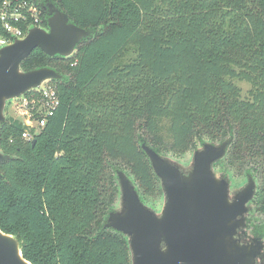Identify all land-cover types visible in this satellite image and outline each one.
<instances>
[{"label": "trees", "instance_id": "obj_1", "mask_svg": "<svg viewBox=\"0 0 264 264\" xmlns=\"http://www.w3.org/2000/svg\"><path fill=\"white\" fill-rule=\"evenodd\" d=\"M44 1L92 34L68 57L35 48L22 61V70L63 76L51 81L59 104L34 144L19 118L0 126V150L11 156L0 162V229L23 257L131 264L127 238L104 224L117 170L144 203L162 194L142 141L181 156L232 136L225 156L260 181L252 201L262 215L247 222L264 238V0ZM236 81L248 84L244 96Z\"/></svg>", "mask_w": 264, "mask_h": 264}, {"label": "water", "instance_id": "obj_2", "mask_svg": "<svg viewBox=\"0 0 264 264\" xmlns=\"http://www.w3.org/2000/svg\"><path fill=\"white\" fill-rule=\"evenodd\" d=\"M43 11L47 27H32L23 38L0 48V126L7 102L63 78L47 66L22 70L20 65L32 50L68 57L92 34L51 1ZM232 141V136L221 142L204 141L193 150L186 168L142 141L141 149L160 181L159 211L141 200L129 175L116 171L118 206L108 212L104 227L127 238L131 264H264V238L249 234L247 223L257 182L248 174L245 184L231 193L229 176L214 171ZM10 158L0 150V162ZM0 264H31L17 238L1 229Z\"/></svg>", "mask_w": 264, "mask_h": 264}, {"label": "built area", "instance_id": "obj_3", "mask_svg": "<svg viewBox=\"0 0 264 264\" xmlns=\"http://www.w3.org/2000/svg\"><path fill=\"white\" fill-rule=\"evenodd\" d=\"M44 27L39 5L34 0H0V48L23 38L30 28ZM20 98L22 122L26 128L21 137L31 141L59 104L55 85L45 82L38 90ZM34 114H38L34 118Z\"/></svg>", "mask_w": 264, "mask_h": 264}, {"label": "rangeland", "instance_id": "obj_4", "mask_svg": "<svg viewBox=\"0 0 264 264\" xmlns=\"http://www.w3.org/2000/svg\"><path fill=\"white\" fill-rule=\"evenodd\" d=\"M237 85L241 88L242 90V95L244 96L246 94V91L248 89V84L244 83V82H237ZM21 103L20 99H16L13 101H9L6 103L5 107H4V116L5 118L7 117H15V118H19L20 120L22 119V115L20 114V108L19 105ZM225 138H227V136H225L224 138H220V139H216V140H207L209 142H221L222 140H224ZM200 144H198L196 147H194L193 149H190L189 151H187L186 153H184L181 156H174L172 154H164V155H169L171 156L174 160H176L178 163H180L181 165H183L185 168L187 166H189L190 162H191V157H192V152L195 148L199 147ZM214 171L217 174H223L225 176V174L227 176H229L230 179V187H231V193H233L234 191H236L237 189L241 188L245 182H246V174L245 171L243 170H238L235 166H233L230 162V157L227 155L225 156V158L217 161V163H215L214 165ZM131 177V176H130ZM254 179L257 182V190L258 187L260 185V181L258 179V177L256 175H254ZM118 200H119V187L117 186V192H116V197L114 199L113 202V208L118 206ZM163 202V194H160L158 196V198L156 199H148L145 200V203L150 206L151 208H153L155 211H159L161 208ZM251 205V210L248 213V217H259L261 216V212L257 211L255 208V204L252 202H250ZM248 223V222H247ZM248 233H250V230L248 229Z\"/></svg>", "mask_w": 264, "mask_h": 264}, {"label": "flooded vegetation", "instance_id": "obj_5", "mask_svg": "<svg viewBox=\"0 0 264 264\" xmlns=\"http://www.w3.org/2000/svg\"><path fill=\"white\" fill-rule=\"evenodd\" d=\"M35 1H37V0H35ZM38 2H39V1H38ZM36 3H37V2H36ZM38 5H39V4H38ZM44 5H46V2L43 0V3H42L41 5H39V8H40L41 11L43 10ZM247 175H248V174H246V177H247Z\"/></svg>", "mask_w": 264, "mask_h": 264}]
</instances>
